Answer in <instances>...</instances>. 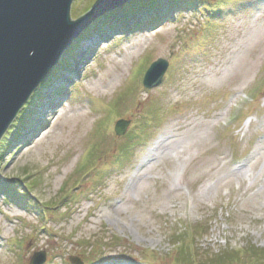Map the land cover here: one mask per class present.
<instances>
[{
	"label": "rangeland",
	"instance_id": "374dc122",
	"mask_svg": "<svg viewBox=\"0 0 264 264\" xmlns=\"http://www.w3.org/2000/svg\"><path fill=\"white\" fill-rule=\"evenodd\" d=\"M99 1L75 0L71 20ZM135 2L148 32L97 48L124 10L92 22L1 139L0 264H178L179 239L198 264L245 247L264 264V0Z\"/></svg>",
	"mask_w": 264,
	"mask_h": 264
},
{
	"label": "water",
	"instance_id": "95a60500",
	"mask_svg": "<svg viewBox=\"0 0 264 264\" xmlns=\"http://www.w3.org/2000/svg\"><path fill=\"white\" fill-rule=\"evenodd\" d=\"M131 0H100L76 21L70 18L75 0H0V141L20 110L41 85L63 53L92 22ZM168 63H152L143 86H157ZM127 122L116 123L123 135ZM31 264H44L46 254ZM73 264H82L71 259Z\"/></svg>",
	"mask_w": 264,
	"mask_h": 264
},
{
	"label": "trees",
	"instance_id": "16d2710c",
	"mask_svg": "<svg viewBox=\"0 0 264 264\" xmlns=\"http://www.w3.org/2000/svg\"><path fill=\"white\" fill-rule=\"evenodd\" d=\"M138 8V3L135 2L134 4H131L129 7H124V15L121 16L119 19V25L121 28H127L128 22L132 23L133 17L136 15V10ZM119 11H116L115 13H118ZM114 13V14H115ZM113 12H110L106 14L107 18L112 15ZM119 29V28H116ZM5 141V140H4ZM92 153H89L87 156V159L84 162V165L87 164V162H91L93 159ZM187 239L190 241L193 240L195 242V239L197 238V235L193 232L192 235H189L188 233L185 235ZM106 239V238H105ZM105 239H93V242H90L89 238L85 239V242L92 243L101 247L105 246ZM176 250L173 254L177 256L178 264H198V261L196 260V246L192 243L186 244L184 239L176 240ZM90 246V245H89ZM93 247V245L91 246ZM188 248V252H187ZM99 249V250H100ZM90 255V253L88 254ZM263 255V252L258 251V249L245 247L239 251H231L226 254H222L221 257H217V260H214L209 263H203V264H259L260 262H263L259 260ZM86 260H89V258H85ZM87 262V261H86Z\"/></svg>",
	"mask_w": 264,
	"mask_h": 264
},
{
	"label": "bare ground",
	"instance_id": "6f19581e",
	"mask_svg": "<svg viewBox=\"0 0 264 264\" xmlns=\"http://www.w3.org/2000/svg\"><path fill=\"white\" fill-rule=\"evenodd\" d=\"M102 18V17H101ZM116 26L115 25V22L112 21V23L108 26H106L104 29L101 30V34L102 35H106L108 34L110 37L114 36L115 35V29H116ZM126 31V28H123V34L124 32ZM144 34V33H143ZM108 37V36H107ZM99 39V36H97L96 38H94L93 40L95 41H90V46L94 45L95 47L99 48V46L97 45V41ZM59 115V114H58ZM61 116V115H60Z\"/></svg>",
	"mask_w": 264,
	"mask_h": 264
}]
</instances>
